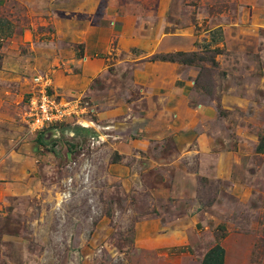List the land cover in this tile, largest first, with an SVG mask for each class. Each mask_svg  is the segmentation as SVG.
<instances>
[{"label":"rangeland","instance_id":"obj_1","mask_svg":"<svg viewBox=\"0 0 264 264\" xmlns=\"http://www.w3.org/2000/svg\"><path fill=\"white\" fill-rule=\"evenodd\" d=\"M2 4L0 264H144L200 237L264 264V0ZM37 75L91 113L31 133Z\"/></svg>","mask_w":264,"mask_h":264},{"label":"crops","instance_id":"obj_2","mask_svg":"<svg viewBox=\"0 0 264 264\" xmlns=\"http://www.w3.org/2000/svg\"><path fill=\"white\" fill-rule=\"evenodd\" d=\"M3 0H0V53L6 50V43L12 33V25L7 16L3 13ZM5 43V44H4ZM6 51L5 53H7ZM3 69L0 70V83L9 82L20 88L19 74L9 72L7 67L15 60L5 56ZM35 78V77H34ZM34 80V79H33ZM21 90V89H20ZM19 90V92H20ZM264 153V141L261 147ZM6 185V183H3ZM162 252L150 262L144 264H247L245 257L240 253L233 252L226 240H218L215 237H200L193 242L165 244L161 247Z\"/></svg>","mask_w":264,"mask_h":264},{"label":"built area","instance_id":"obj_3","mask_svg":"<svg viewBox=\"0 0 264 264\" xmlns=\"http://www.w3.org/2000/svg\"><path fill=\"white\" fill-rule=\"evenodd\" d=\"M33 83L34 89L27 95L25 104V119L31 133L39 134L69 121L80 123L84 116L91 113L88 111L89 104L82 101H63L54 95L48 77L37 75Z\"/></svg>","mask_w":264,"mask_h":264}]
</instances>
